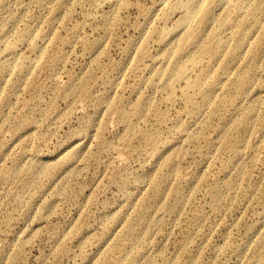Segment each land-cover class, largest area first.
Returning a JSON list of instances; mask_svg holds the SVG:
<instances>
[{
    "label": "rangeland",
    "instance_id": "obj_1",
    "mask_svg": "<svg viewBox=\"0 0 264 264\" xmlns=\"http://www.w3.org/2000/svg\"><path fill=\"white\" fill-rule=\"evenodd\" d=\"M172 1L0 0V52L38 45L0 73V264H264V0L194 40Z\"/></svg>",
    "mask_w": 264,
    "mask_h": 264
},
{
    "label": "bare ground",
    "instance_id": "obj_2",
    "mask_svg": "<svg viewBox=\"0 0 264 264\" xmlns=\"http://www.w3.org/2000/svg\"><path fill=\"white\" fill-rule=\"evenodd\" d=\"M119 1H121V0H115V3L119 2ZM244 1L245 0H235V1H233V0H220L219 1V6H221L220 4H222L223 7H228V10L231 13H233V14H231L229 12L230 14L228 17H226L227 19L220 22V26H222V25L224 26L226 23H229V24L232 23L233 19L235 17L240 16L241 13L246 16V18L238 24V28H237L238 38H241V36L243 35V31H244L245 27L247 26V23L253 24L255 26L258 25L257 10L253 9V8L248 9V10H243L242 5H243ZM172 2H173V5L176 6V8L179 7V9H181L183 11L182 12L183 14L181 15V17L180 18L178 17L179 20L177 19L176 20L177 22L175 21L176 26L174 25L175 24L174 23L173 24L174 27L173 26L172 27L173 28L176 27L177 29H179L178 32H180V33L189 30V32L187 33V37H189V40H194L197 36H199L200 31L203 29L201 27L205 23H207L209 21V19L213 18V16H214L213 14L210 15L209 10H208V8H206V6H203L205 0H173ZM170 6H172V5H170ZM170 6H169V8H170ZM172 9H173V7H172ZM169 11H170V9H169ZM216 16H218V15H216ZM170 28H171V26H170ZM170 30L168 33L171 32ZM161 31H162V29H161ZM178 32H177L176 36L179 35ZM25 35L26 34L18 35L16 37L14 43H6L4 45V52H2V51L0 52V73L2 75L3 74L5 75L6 73H8V74L13 73L14 74V79L12 80V85H10V86H12L13 89L17 84H19L20 80L27 74V72L29 71L30 66H31V61L28 60L26 55L21 56V54H19L16 51V46L19 43H22V44L24 43L27 45V48H29V50L31 52H35L38 49V45H37L36 41H34L36 39L27 40L25 38ZM212 44H214V47L209 48ZM241 45H242V41L239 40L232 47H229L225 51V54L229 58V60H232L235 58L239 49L242 48ZM210 46L208 47L206 52L210 55H216L218 53V51L221 49L222 42L221 43L219 41L210 42ZM179 50H180V48H179ZM159 71H161V70L159 69ZM158 74H159V72H158ZM161 74L163 77L160 79L161 80L163 79V81L166 83V85H168V87L172 86L171 88H173L174 83L178 84V83L182 82L183 85H188L190 80H191V83L193 82L195 84L199 79V76L193 71L192 65L187 64V63L173 64L170 66H166V68L162 70ZM9 82L11 84L10 80H9ZM174 89L175 88H173L171 90H174ZM169 92H171V91H169ZM175 93H176V90H175ZM175 93L173 91V95ZM169 94H172V93H169ZM171 97H172V95H171ZM224 145H226V144H224ZM227 145H229V143ZM234 146H235V142L230 147L233 149ZM129 227H133V226L129 225ZM136 253H137V249H133V254H136ZM126 264H133V257H129L127 259Z\"/></svg>",
    "mask_w": 264,
    "mask_h": 264
}]
</instances>
